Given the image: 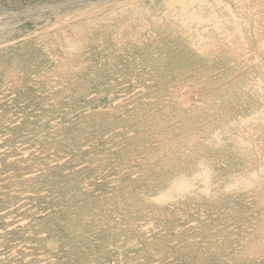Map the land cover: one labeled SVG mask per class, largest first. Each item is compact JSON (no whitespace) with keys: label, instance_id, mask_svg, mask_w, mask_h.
Masks as SVG:
<instances>
[{"label":"rangeland","instance_id":"rangeland-1","mask_svg":"<svg viewBox=\"0 0 264 264\" xmlns=\"http://www.w3.org/2000/svg\"><path fill=\"white\" fill-rule=\"evenodd\" d=\"M0 264H264V0H0Z\"/></svg>","mask_w":264,"mask_h":264}]
</instances>
